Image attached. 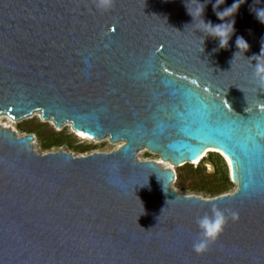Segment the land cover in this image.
<instances>
[{
  "label": "water",
  "instance_id": "1",
  "mask_svg": "<svg viewBox=\"0 0 264 264\" xmlns=\"http://www.w3.org/2000/svg\"><path fill=\"white\" fill-rule=\"evenodd\" d=\"M203 22L231 23L228 45ZM258 63L264 0H115L110 11L94 0H0V116L39 113L123 143L38 153L32 134L0 126V264H264ZM142 148L176 168L218 150L237 190L182 195L174 170L138 160ZM213 204L239 219L198 255L195 221Z\"/></svg>",
  "mask_w": 264,
  "mask_h": 264
},
{
  "label": "rangeland",
  "instance_id": "2",
  "mask_svg": "<svg viewBox=\"0 0 264 264\" xmlns=\"http://www.w3.org/2000/svg\"><path fill=\"white\" fill-rule=\"evenodd\" d=\"M20 125H22V126L26 125L27 130L36 132L35 134H32V135L35 138L34 142H33L34 148L38 153H45L42 150L40 139H42V137L44 138V136H46L47 134L49 135L51 133H65V135L72 137V139L74 140V147L73 148H75L72 150L69 146L64 145L58 149L52 150L53 152L58 151V150H64L67 152H72L75 156H82V155L91 154L93 152L109 153V152H113V151L117 150L118 148H120L122 146V142L114 144V143L110 142L109 138H105L102 140H96L95 139L94 141L81 140L76 135L77 133L75 131H73V128L71 125L66 124L62 128L58 129L54 122H51L48 120H43L39 113H34L30 117H28L24 120H21L19 122H14V121L11 122L9 120L8 116H3V115L0 116V126L1 127L11 128L9 130L15 131L16 133H18V135L26 134V133L21 132L18 129V126H20ZM38 131H39V133L42 134L41 137L39 136ZM72 139L64 137L62 139V141L66 142L68 144H71V143H73ZM76 149H78L79 151H75ZM81 150H87V152L80 153ZM137 157H138V160H141V161H159V159H160L158 155L149 153L146 151V149L140 150L138 152ZM206 164H212L214 166V171L210 172V170H208ZM200 165L202 166V171H204L205 174H207L209 176H214V175L218 174L219 172L224 171L227 173V175L229 176V179H230L229 169L227 168L224 160L219 155H217L216 153H209ZM194 168H196V167L194 166ZM174 171L176 172V178L181 173L183 176V179L174 181L172 183V188L174 190L182 193V195H186V196L195 195V196H199V197H202L205 199H211V198L217 197V196L213 197V195L207 194L205 192L191 191L190 189L180 187L179 183H184L185 186H190L191 184L197 182V180L199 179V176L191 173L189 170L180 172L179 167L178 168L175 167ZM230 181H231V179H230ZM227 189L228 190L226 191V193H224L222 195L233 194L237 190V188L234 184L227 186Z\"/></svg>",
  "mask_w": 264,
  "mask_h": 264
},
{
  "label": "clouds",
  "instance_id": "3",
  "mask_svg": "<svg viewBox=\"0 0 264 264\" xmlns=\"http://www.w3.org/2000/svg\"><path fill=\"white\" fill-rule=\"evenodd\" d=\"M96 7L102 11H110L115 6V0H94ZM224 0H217V5L222 4ZM234 10V5L226 9L222 13H218L221 19L225 17L232 16ZM203 7L198 9L197 14L202 16ZM190 14L195 19L194 15ZM204 23V22H203ZM205 24V23H204ZM207 36H212L217 38L220 42L221 47H226L228 45L229 39L233 33V25L231 23L221 24L217 26H212L210 23L205 24ZM237 47L239 49H248V44L243 37H238L236 40ZM254 75L258 78L261 86H264V63H258L255 66ZM239 219V215L235 211L222 210L215 204L211 208V214H204L196 219L195 223L198 228V237L192 244L193 251L202 255L208 252L212 245H214L220 237L223 235L227 225L230 221L235 222Z\"/></svg>",
  "mask_w": 264,
  "mask_h": 264
},
{
  "label": "trees",
  "instance_id": "4",
  "mask_svg": "<svg viewBox=\"0 0 264 264\" xmlns=\"http://www.w3.org/2000/svg\"><path fill=\"white\" fill-rule=\"evenodd\" d=\"M18 129L21 132L26 133V134L36 133L35 131L27 130L26 125L25 126L20 125L18 126ZM38 134L40 137L42 136V134L39 133V131H38ZM64 137L72 139V137L65 135V133H51L49 135L47 134L46 136H44V138L42 137V139H40V143H41L43 152H51L52 150L58 149L64 145L69 146L72 150L75 149L73 148L74 140L72 139L73 143L68 144L62 141ZM75 151H79V150L76 149ZM84 152H87V150L80 151V153H84ZM179 170L180 172L189 170L191 173L199 176V179L197 180V182L191 184L190 186H185L184 183H179L180 187L190 189L191 191L205 192L207 194L213 195L214 197V196H220L226 193V191L228 190L227 186L233 185V183L230 181L229 176L227 175L226 172L221 171L214 176H209L205 174L204 171H202V166L200 164L196 168H194V165L186 164L182 167H179ZM180 179H183V176L181 173L177 176V180H180Z\"/></svg>",
  "mask_w": 264,
  "mask_h": 264
},
{
  "label": "bare ground",
  "instance_id": "5",
  "mask_svg": "<svg viewBox=\"0 0 264 264\" xmlns=\"http://www.w3.org/2000/svg\"><path fill=\"white\" fill-rule=\"evenodd\" d=\"M2 116V115H1ZM3 116H6V115H3ZM8 118H9V120L11 121V122H13V120L8 116ZM44 120V119H43ZM48 121H51V120H48ZM14 122H16V121H14ZM17 122H19V121H17ZM51 122H53V121H51ZM56 125V124H55ZM66 125V124H65ZM69 125H71V124H69ZM10 126V125H9ZM2 128H4V129H11V128H8V127H2ZM58 129H60V128H58ZM74 131V130H73ZM76 132V131H75ZM77 133V134H76ZM75 134L80 138V139H82V140H91V141H94L95 139H92V138H89L88 136H86V135H84V134H81V133H79V132H76ZM106 138H109V137H106ZM105 139V138H104ZM97 140V139H96ZM123 144V143H122ZM142 149H146V148H142ZM141 149V150H142ZM146 151L147 152H149L147 149H146ZM210 152H219V153H221L220 151H218V150H215V149H212V148H208L203 154H202V156L197 160V161H195V162H193V164H197V165H199V164H201L202 163V161L207 157V155L210 153ZM151 153V152H150ZM226 160H227V162H228V159L226 158ZM157 163L158 164H160L163 168H166V169H171V170H174V166H172L171 164H169L168 162H164V161H162L161 159H159V161H157ZM180 193V192H179ZM180 194H182V193H180Z\"/></svg>",
  "mask_w": 264,
  "mask_h": 264
},
{
  "label": "built area",
  "instance_id": "6",
  "mask_svg": "<svg viewBox=\"0 0 264 264\" xmlns=\"http://www.w3.org/2000/svg\"><path fill=\"white\" fill-rule=\"evenodd\" d=\"M194 166H195V167H197L198 165H197V164H195Z\"/></svg>",
  "mask_w": 264,
  "mask_h": 264
}]
</instances>
